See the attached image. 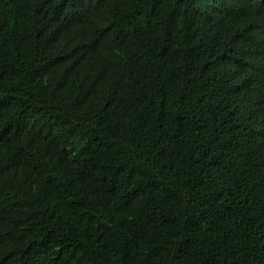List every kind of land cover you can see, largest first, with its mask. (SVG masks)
Returning <instances> with one entry per match:
<instances>
[{"label": "trees", "instance_id": "1", "mask_svg": "<svg viewBox=\"0 0 264 264\" xmlns=\"http://www.w3.org/2000/svg\"><path fill=\"white\" fill-rule=\"evenodd\" d=\"M0 264H264V0H0Z\"/></svg>", "mask_w": 264, "mask_h": 264}]
</instances>
